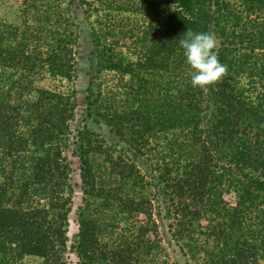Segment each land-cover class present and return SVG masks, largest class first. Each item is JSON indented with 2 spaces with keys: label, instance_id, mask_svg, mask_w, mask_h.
<instances>
[{
  "label": "trees",
  "instance_id": "obj_1",
  "mask_svg": "<svg viewBox=\"0 0 264 264\" xmlns=\"http://www.w3.org/2000/svg\"><path fill=\"white\" fill-rule=\"evenodd\" d=\"M80 1L90 13L92 1ZM98 1L92 10L106 20L94 32L96 48L108 69L131 75L104 96L116 131L137 149L149 143L151 126L171 132V158L158 171L179 251L163 243L141 168L84 129L72 151L85 193L75 244L81 263L264 264V50L244 47L264 37V0ZM21 2L22 24L0 19V264L28 255L61 264L74 204L68 151L76 106L72 93L34 77L75 78L78 14L65 0ZM116 10L150 17L141 45L134 18L115 19ZM188 29L241 44L216 51L228 75L206 93L192 86L179 43ZM126 37L136 58L117 50Z\"/></svg>",
  "mask_w": 264,
  "mask_h": 264
},
{
  "label": "rangeland",
  "instance_id": "obj_2",
  "mask_svg": "<svg viewBox=\"0 0 264 264\" xmlns=\"http://www.w3.org/2000/svg\"><path fill=\"white\" fill-rule=\"evenodd\" d=\"M90 1H92V7L87 5L90 7V13L84 10L80 0H65L64 4L67 7H71L74 12L78 14L77 21L79 27L77 32L79 38L76 45L78 63L75 78L70 80L54 77L49 73L34 77L37 85L57 88L72 93L76 106L75 115L71 122V144L68 151L74 168L71 179L74 204L70 213L68 230L69 240L68 247L65 251V261L61 264H82L75 244L79 239L80 213L81 206L84 204L85 193L83 189V180L80 174V159L78 156H75L72 151L76 149L74 141L76 135L79 133L78 131L84 129L99 133L104 143L112 152L129 157L141 168L142 172L145 174L146 189L150 194V198L153 199L154 211L160 224L163 243L170 251L173 249L179 251V246L171 230L173 216L167 207L164 188L159 178L158 171L159 166L171 158L169 152L171 149L169 147L172 138L171 132L164 129L162 130V127L157 125L151 126L150 129L145 130V135L149 137V143L147 144L144 142L140 145V140L137 149L135 145L130 143L128 137H124L116 131V121L111 120L109 112L104 108L106 104L104 96L109 88L111 89L117 84L124 83L131 75L122 74V72L113 71L106 67L108 64H105L103 57L100 56V50L102 48H96L97 45L94 37V32H101L103 29V23L106 18H103L105 17L104 13L92 10L95 6H100L102 4L101 1ZM118 2L136 5L138 0H118ZM25 12L21 0H0V19L22 24L23 20L26 19ZM113 12V14H116L115 19L121 18V16L134 18L136 33L138 34L139 44L141 45V40H143L141 36H144L142 30L149 25L150 17L134 10H116ZM128 20L129 18H127V21ZM94 27L95 29H93ZM257 28L259 29L260 26ZM215 36L218 41L216 48L217 52L224 51L225 48L230 49L229 51L225 50L226 52H230L233 48L241 45L238 44V41H236L237 44H233V39L232 41L225 40L220 34L215 33ZM122 40V45L118 46L117 50L122 52L126 59L136 58L137 54L134 53L133 47L130 45L132 44V39L126 37ZM130 46L132 49H130ZM244 47L247 48L245 51L248 54H255V52L262 51L264 50V37L262 38L261 35H258L255 40L249 39V41L245 42ZM252 49L256 50L252 52ZM119 55L120 53L118 56ZM252 60L255 61L253 56ZM256 65L260 66L261 64ZM245 74L247 75V73ZM90 82H92V85ZM90 86L92 91L88 89ZM137 104L138 103H136V105ZM159 116H161V118H166V116L162 114H159ZM124 125L130 126L131 124L127 123ZM144 128L145 126L142 125L141 129ZM127 129L129 130L130 127H127ZM143 145H145V148L142 149ZM103 178L104 176L100 180ZM123 224H125V222H123ZM22 264H43V258L35 255H28L24 258Z\"/></svg>",
  "mask_w": 264,
  "mask_h": 264
},
{
  "label": "clouds",
  "instance_id": "obj_3",
  "mask_svg": "<svg viewBox=\"0 0 264 264\" xmlns=\"http://www.w3.org/2000/svg\"><path fill=\"white\" fill-rule=\"evenodd\" d=\"M186 62L190 65L188 75L192 86L205 93L209 86L223 82L228 75V66L220 62L216 48L217 38L211 32H193L188 29L185 37L179 41Z\"/></svg>",
  "mask_w": 264,
  "mask_h": 264
}]
</instances>
